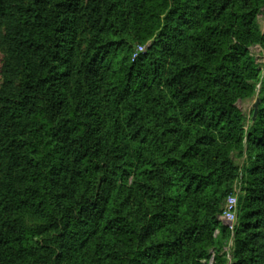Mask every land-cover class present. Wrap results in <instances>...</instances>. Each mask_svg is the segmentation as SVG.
I'll use <instances>...</instances> for the list:
<instances>
[{
	"label": "trees",
	"instance_id": "trees-1",
	"mask_svg": "<svg viewBox=\"0 0 264 264\" xmlns=\"http://www.w3.org/2000/svg\"><path fill=\"white\" fill-rule=\"evenodd\" d=\"M195 2L0 0V264H201L245 139L233 264H264V0ZM258 85L246 131L235 104ZM138 161L153 206L131 214Z\"/></svg>",
	"mask_w": 264,
	"mask_h": 264
},
{
	"label": "rangeland",
	"instance_id": "rangeland-1",
	"mask_svg": "<svg viewBox=\"0 0 264 264\" xmlns=\"http://www.w3.org/2000/svg\"><path fill=\"white\" fill-rule=\"evenodd\" d=\"M190 1L196 3L195 0H190ZM256 22L258 24L259 31L261 32L262 35H264V7H262L261 11L257 15ZM153 42L154 39L148 41L145 44H139L136 47L138 48L139 46H144L146 50ZM249 50L255 63L264 73V43H262L261 41L253 43L249 47ZM6 56H7V50L6 49L0 50V85L3 83V76L1 69ZM260 90H261V85H258L254 94H249L246 96L239 97L236 101L235 105L242 111V113L245 116L244 130L246 131L251 126V119L254 114V104L260 98ZM174 136L175 135H173V142L176 140V137ZM243 143L245 145L243 151L235 148H232L230 150V158L234 163V165H236L239 168L238 176L233 180L232 185L230 186L231 194L229 195V196H234L237 199L235 217L234 219L231 220L226 218L225 209L228 199L226 198L221 213L217 215V220L228 229V233L226 234L225 237L223 236L222 238V233L220 228L216 227L214 229L212 236L216 240V245H214L215 247L213 246L209 249L207 258H203L199 260L201 264H216L217 256H223V259L226 260V264H233L235 262L234 259L235 246H236L235 238H236V232L239 227V202H240V197L245 194L244 192L247 186L246 168L250 165L249 154L247 152V146H246V139L243 141ZM143 146H144V150L152 151L154 155H156L158 158L161 157L160 152L156 151L155 144L153 145V143H150L148 145H143ZM137 165L138 167L136 166L132 168L131 172L128 174L127 179L123 182L125 191L128 193L129 196L130 203L128 209L129 212H131V214L132 212L136 213L137 211H139L141 205L143 206L144 209H146L147 206L149 207L153 206V202H151V199L148 198L144 188L145 183L148 181L149 178L146 175V173L140 171L141 164L139 161L137 162ZM222 188L223 187H220V190ZM178 190L183 192L182 188H179ZM188 207H189L188 198L185 197L183 198V200H181L176 215L171 217L167 222L158 225L157 230L154 233L153 237L156 239H161V237L169 234V232L173 228H175L180 224L181 222L180 219L183 216L185 217L189 216L186 212ZM140 216L141 215H139V217ZM139 220H140L139 225H143L144 221L142 219Z\"/></svg>",
	"mask_w": 264,
	"mask_h": 264
},
{
	"label": "built area",
	"instance_id": "built-area-1",
	"mask_svg": "<svg viewBox=\"0 0 264 264\" xmlns=\"http://www.w3.org/2000/svg\"><path fill=\"white\" fill-rule=\"evenodd\" d=\"M145 51L146 50L144 46H139L135 51L134 58H136L141 53H144ZM236 206H237V199L234 196H229L227 199V204L225 209V215L227 219L229 220L234 219Z\"/></svg>",
	"mask_w": 264,
	"mask_h": 264
},
{
	"label": "water",
	"instance_id": "water-1",
	"mask_svg": "<svg viewBox=\"0 0 264 264\" xmlns=\"http://www.w3.org/2000/svg\"><path fill=\"white\" fill-rule=\"evenodd\" d=\"M259 104H260V100L258 99L256 101V103L254 104V119L256 118L257 114H258V109H259Z\"/></svg>",
	"mask_w": 264,
	"mask_h": 264
}]
</instances>
